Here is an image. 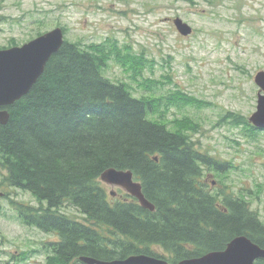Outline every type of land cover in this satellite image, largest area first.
<instances>
[{"label":"trees","instance_id":"1","mask_svg":"<svg viewBox=\"0 0 264 264\" xmlns=\"http://www.w3.org/2000/svg\"><path fill=\"white\" fill-rule=\"evenodd\" d=\"M130 49L112 38L86 45L64 39L29 92L4 108L9 120L0 125V171L6 173L1 182L35 198L38 206L11 201L24 225L56 236L45 243V264H85L83 256L110 262L135 254L176 264L223 250L238 236L264 249V224L247 200L214 194L201 181L204 168L218 171L223 164L194 146L181 120H174L173 131L159 114L174 93L163 97L166 102L135 97L128 84L103 75L114 60L132 79L141 76L140 66L150 60ZM156 114L158 120L148 118ZM221 119L249 127L252 139L259 132L242 115ZM108 168L132 172L155 210L127 194L112 197L100 181ZM66 205L82 221L63 213Z\"/></svg>","mask_w":264,"mask_h":264},{"label":"rangeland","instance_id":"2","mask_svg":"<svg viewBox=\"0 0 264 264\" xmlns=\"http://www.w3.org/2000/svg\"><path fill=\"white\" fill-rule=\"evenodd\" d=\"M175 17L192 28L190 36L176 32ZM56 26L65 28L70 42L112 38L122 49L144 53L150 63L140 66L136 80L114 60L103 75L128 84L135 97L166 102L163 97L174 93L159 114L173 131L174 120H181L194 146L224 165L221 171L203 169L206 189L243 197L264 224V133L252 139L249 127L220 123L226 113L248 119L256 109L254 76L264 71V0H0V47L12 38L23 44ZM153 80L161 83L152 86ZM159 114L148 118L158 120ZM5 174L0 171V264H45V243L56 236L19 220L11 201L38 204L29 192L2 185ZM61 211L82 221L74 207Z\"/></svg>","mask_w":264,"mask_h":264},{"label":"water","instance_id":"3","mask_svg":"<svg viewBox=\"0 0 264 264\" xmlns=\"http://www.w3.org/2000/svg\"><path fill=\"white\" fill-rule=\"evenodd\" d=\"M173 23L181 35L191 34V27L180 18H175ZM63 42V30L56 27L20 46L0 50V125H5L9 120L8 111L4 108L13 105L29 92L43 73L50 57L59 51ZM254 83L260 90L257 93L256 111L248 120L256 128L264 129V71L256 73ZM100 181L123 189L137 199L142 208L151 212L155 210L154 205L144 197L141 185L133 180L132 172L108 168L100 175ZM110 194L113 196V191ZM2 195L0 191V197ZM260 259L264 260V249L245 236H238L223 250L183 259L176 264H253ZM80 261L85 264H169L163 258L144 254H135L123 260L110 262L83 256L80 257Z\"/></svg>","mask_w":264,"mask_h":264},{"label":"flooded vegetation","instance_id":"4","mask_svg":"<svg viewBox=\"0 0 264 264\" xmlns=\"http://www.w3.org/2000/svg\"><path fill=\"white\" fill-rule=\"evenodd\" d=\"M5 46H1L0 48H4ZM260 130V129H259ZM260 132L264 133V130H261ZM223 166H221L220 168V171L223 169L222 168ZM103 187L106 189V188H111L110 186L106 185V184H103ZM117 190H120L119 188H116ZM124 195H126L125 193H123ZM233 197V196H232ZM260 220V218H259ZM261 222V221H260ZM262 223V222H261ZM263 249V248H262Z\"/></svg>","mask_w":264,"mask_h":264},{"label":"bare ground","instance_id":"5","mask_svg":"<svg viewBox=\"0 0 264 264\" xmlns=\"http://www.w3.org/2000/svg\"><path fill=\"white\" fill-rule=\"evenodd\" d=\"M151 212V211H150ZM210 251H208L207 253H209ZM206 254V253H205ZM204 255V254H203ZM149 256V255H148ZM154 257V256H153ZM193 258H196V257H193ZM188 259H190V258H188ZM101 261V260H100ZM114 261V260H113ZM104 262H106V261H104Z\"/></svg>","mask_w":264,"mask_h":264}]
</instances>
